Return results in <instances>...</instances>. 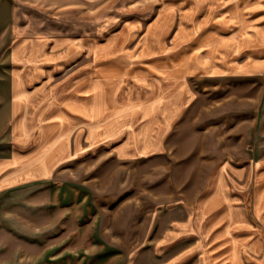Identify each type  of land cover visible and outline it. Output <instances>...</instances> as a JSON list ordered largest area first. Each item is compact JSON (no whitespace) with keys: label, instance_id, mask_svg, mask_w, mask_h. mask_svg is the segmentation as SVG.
Instances as JSON below:
<instances>
[{"label":"crops","instance_id":"0c3cea01","mask_svg":"<svg viewBox=\"0 0 264 264\" xmlns=\"http://www.w3.org/2000/svg\"><path fill=\"white\" fill-rule=\"evenodd\" d=\"M218 2L222 22L264 15V0ZM68 8L78 13V0H0V264H264V124L257 119L238 149L209 141L184 156L177 147L197 124L193 80L254 77L264 55L199 68L190 50L177 58L182 29L208 31L201 44L191 38L192 49L242 44L216 37L220 23L207 30L203 18L182 19L163 35L170 31L166 55L144 56L145 45L114 55L108 40L92 47L90 71L78 75V27L67 29ZM166 24L150 31L153 48ZM259 42L252 46L264 48ZM101 126L121 129L105 134ZM99 143L106 150L90 156L106 167L66 166ZM184 159L197 162L177 169L158 162Z\"/></svg>","mask_w":264,"mask_h":264},{"label":"rangeland","instance_id":"374dc122","mask_svg":"<svg viewBox=\"0 0 264 264\" xmlns=\"http://www.w3.org/2000/svg\"><path fill=\"white\" fill-rule=\"evenodd\" d=\"M209 1L210 4L205 5L202 3V0H78V13L74 8H68L65 14L67 29L75 30L78 27V75L90 71L92 47L96 48L105 41L108 42V40L111 42L110 51L114 55L125 54L128 56L130 52L137 50V47L140 45L141 47L145 45L144 49L148 48V51H151V53L148 52L144 56L166 55L165 50L168 48L167 38L170 31L165 39H163L164 33L172 29L177 22L178 24L187 22L190 25L193 22L192 18H194L195 24L200 18L206 20V24L203 26L207 30L209 28L208 25H214V23L215 26L218 23L222 24L223 26L218 29V33L213 31V34L216 37L228 39V42L239 40L242 46L228 47V45L225 46L224 44L222 47L213 49L210 53L208 51L211 49L207 45L192 49L189 47L190 45H187V43L190 44L193 41L191 38L195 36L194 41L201 44L203 40L202 36L208 31H203L198 35L196 32L195 34L191 31H188L189 33L187 31L183 32L182 29L180 32H177L179 43H182L178 47L179 53H177V58L185 60L186 54L190 50L191 53L196 54L192 59L201 68L203 66L201 62L204 60L208 63L216 61L222 65L230 66L237 61L250 59L252 58L251 56H263L264 48H256L252 45H254L253 42H264V32H260V30L252 32L254 29L252 24H255V28L262 29L264 22H261V20L264 19V15H259L256 18L255 16H249L250 18L247 22L242 20L246 17L240 16L235 21V24L231 17H227L228 21L222 22L220 20L222 16L219 14L221 6L218 0ZM188 4L190 5L188 6ZM188 7H195L196 9L189 16L187 14L191 10ZM204 12L207 14L203 16ZM182 19L184 20L180 22ZM164 20H166L167 24L163 33H161L160 39L164 40V42H162L163 44L160 43L159 46L156 43L155 46H157L153 48V37L150 35V31L153 28L159 27ZM172 23L173 25L171 26ZM156 25L158 26L156 27ZM234 26L236 27V32H230ZM136 28L138 30H133ZM203 44L205 43L203 42ZM116 45L117 47H115ZM155 50L157 52L153 53ZM261 70L262 72L254 77L218 78L208 77L209 74H203L204 78L198 75L199 78L193 80L194 95L191 100H193L192 111L193 115L197 117V124L195 128L188 129L189 135L178 140L177 147L181 155L187 156V152L190 151L193 145H198L202 148L209 141H213L219 147L221 146L223 150H227L229 148L238 149L242 137H244V141L250 140L251 136L249 132L253 124L256 123V120L258 119L257 121L260 124H264V119H262L264 117V69ZM212 75L217 76L216 74ZM110 83L108 82V86L104 85L103 87H109ZM99 88L101 89L102 86L99 85ZM121 92L119 90L118 95L114 96L116 101L120 100L122 96ZM80 98V91L78 90V100ZM138 99L150 103L151 100L155 99V96L138 95ZM156 99L159 102H167L170 96H157ZM79 114L78 116L83 115V113H81L82 115ZM104 122L103 118L101 123ZM99 129L103 130L102 132L105 134L107 131L116 134L121 128L120 126H111L109 128L101 126ZM204 132L207 135L202 136ZM99 145L88 149V151H84L82 155L78 156L77 161H73L66 166L68 168L106 167V160L92 159L90 156L94 152L101 153L106 150L103 147L105 145L102 143H99ZM246 146H251L250 142H246ZM158 162L164 168L169 169L172 167L177 169L179 167L192 166L197 161L184 159L178 161L160 160ZM105 173L104 171L103 174ZM71 178L73 176L70 175L69 179ZM164 178L166 177L164 176ZM107 188L108 186L105 183H100L98 191L100 205L107 204ZM21 195L20 193L19 196ZM25 213V206H19L20 216H23ZM68 215H75L73 208L68 209ZM71 233L67 232L68 235H71ZM58 243L59 241L57 240L51 241L52 253L58 250V246L55 247ZM74 247V244L68 239L65 249L67 253L69 254L74 251Z\"/></svg>","mask_w":264,"mask_h":264}]
</instances>
